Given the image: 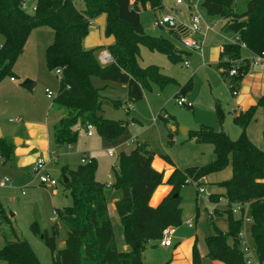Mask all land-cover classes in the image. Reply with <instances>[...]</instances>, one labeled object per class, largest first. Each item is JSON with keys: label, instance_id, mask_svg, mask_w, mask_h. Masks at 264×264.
<instances>
[{"label": "trees", "instance_id": "16d2710c", "mask_svg": "<svg viewBox=\"0 0 264 264\" xmlns=\"http://www.w3.org/2000/svg\"><path fill=\"white\" fill-rule=\"evenodd\" d=\"M23 2L0 0V82L6 77L12 78V69L23 53L31 31L36 27H48L53 32L54 41L45 50L46 67L49 71H61L53 103L66 110V115L52 125L54 146L74 144L77 133L86 131L87 126L98 134L107 150L130 140L128 126L134 119H105L103 100L99 90L91 85L90 78L126 86L128 104L142 100L149 81L160 88L169 82L159 74L157 67L141 68L138 65L141 45L172 62L180 60L182 52L175 49L170 41L152 38L140 27V8L148 6L152 11L162 10L163 0H80L83 7L79 10L74 0H36L33 12L23 10ZM244 3L245 10L238 13L234 10V0H200L206 14L222 20V31L235 38L234 42L221 47L215 65L220 75L227 77L230 92L236 90L248 71V62L241 59V44L253 57L262 56L264 60V0H244ZM100 15L106 17L105 37L112 36L114 42L107 47L84 49L82 43L89 32V24ZM178 28L168 32L174 34L180 31ZM104 49L111 61L102 66L97 56ZM231 70L236 74L229 77ZM189 84H185L180 94ZM111 106L127 109L126 103L119 101H111ZM255 110L251 108L233 118L241 129L235 141H231L223 131L215 132L208 127L188 132L191 141L212 145V161L183 172L174 169L166 179L163 172L151 167L153 156L142 145L117 155L111 169L113 182L110 185L95 180L96 164L92 158L76 170L61 168L60 182L71 198V206L54 212L67 230L64 246L56 249V226L52 227L49 236L44 233L40 237L50 251L52 264H143L146 247L158 241L165 228L181 224L178 192L186 181L197 182L209 174L221 172L227 165L231 176L219 184L223 193L208 196V203L215 205L222 198L225 205L213 209L215 215L208 213L207 226L213 227V233L204 239L207 247L205 258L222 264H245L238 249V233L242 227V206L247 205L251 244L258 263L264 264V150L257 148L244 133ZM162 120L166 121L165 118ZM168 139V144H171L172 132ZM13 150L12 141L0 138L2 164L14 160ZM163 160L169 164L166 157ZM162 185L171 187V191L156 207H151L149 200L156 188ZM111 194L116 196L113 206L126 251L118 250L114 238L106 204V198ZM235 205L240 206L241 218L232 214V206ZM223 216L226 217V232L213 222ZM0 264L40 263L25 241H13L0 248ZM193 264H201L196 251Z\"/></svg>", "mask_w": 264, "mask_h": 264}, {"label": "rangeland", "instance_id": "374dc122", "mask_svg": "<svg viewBox=\"0 0 264 264\" xmlns=\"http://www.w3.org/2000/svg\"><path fill=\"white\" fill-rule=\"evenodd\" d=\"M77 9H82L80 0H74ZM163 10L152 11L145 6L140 8V27L142 31L152 38H163L172 43L175 49L182 52L180 60L170 61L166 56L150 51L146 46L139 47L138 65L141 68L155 66L159 74L169 79L162 88L153 81H149V88L143 91V98L135 104H128L127 88L121 84L102 82L97 77H91V85L99 90L103 100V116L112 121H128L134 119L128 126L131 140L114 148L113 156H109L107 149L101 144V139L92 130V137L86 136L85 130L77 133L76 142L68 147H55L52 140V125L60 114L66 115L65 109L56 116L49 115L53 106V99L58 90V76L55 71H49L45 63V50L54 41V35L48 27L34 28L27 40L23 53L18 57L13 69L14 82L6 77L0 82V134L2 139L15 142L25 125L40 124L46 129L48 174L57 181L54 188L39 185L37 175L30 171V166L17 168L13 161L2 164L0 160V179L7 176L10 179L8 186L0 188V248L5 243L25 241L34 252L40 264H52L49 249L41 241L44 233L48 236L52 227H57L58 237L56 249H62L66 239V227L54 215L55 210L71 206V198L60 182L61 168L76 170L80 166L81 158L94 159L96 169L95 180L110 185L112 182V166L120 152L128 153L137 145H142L149 151L154 161L159 160L165 166L183 172L191 167H203L213 158V147L208 143H195L188 138V133L199 131L201 128H212L215 132L223 131L231 141H235L241 134V129L233 122V105L231 93L228 88L227 77H221L216 68L208 65L207 50L216 43L223 42L225 37L221 30L223 22L218 17L208 16L200 6V0H163ZM81 7V8H80ZM234 10L238 13L245 10L244 0H234ZM199 16L201 26L206 24L210 30L204 36L188 31L187 25L190 14ZM165 15L172 16L176 23L182 24L174 34L166 28L156 25L157 20ZM184 30L183 32H181ZM204 31V29L202 28ZM90 33L99 32V27L92 24ZM198 41L201 39V52L184 46V40ZM2 38H0L1 44ZM84 41V40H83ZM83 45V43H82ZM246 50L241 56L248 55ZM107 52L101 50L98 52ZM204 63V65H203ZM187 65V66H185ZM29 80L35 84L32 88L22 86V82ZM187 82L190 84L182 94L180 90ZM45 90L52 94L51 99L45 96ZM183 100V106L176 101ZM111 101L126 103L127 109H115ZM54 106V110H58ZM64 114V115H63ZM162 118L166 121L163 122ZM172 132V143L168 144V134ZM246 137L259 149L264 150V111L255 110L252 119L245 127ZM15 145V144H14ZM40 158L46 159L42 153ZM166 157L169 165L163 160ZM161 169L159 172H162ZM167 170V169H165ZM231 176L230 166L227 165L221 172L209 174L195 184L184 185L179 190L181 198V217L191 216L194 219L195 208H198V225L208 213L215 215L213 209L223 208L224 199H219L214 206L208 203L206 196L222 194L219 186ZM202 189L203 194H198ZM109 192V191H108ZM114 195L106 198L109 205ZM212 209V210H211ZM235 209V207H232ZM210 211V212H209ZM111 218L115 240L121 238L120 229L116 221ZM235 218L237 214H233ZM194 221V220H193ZM214 224L226 232V217L214 219ZM212 226L209 232L213 233ZM248 242L250 225L246 224ZM14 233V234H13ZM202 246V240L199 241ZM252 246V244H251ZM204 247V246H203ZM153 248H147L148 255ZM149 262L148 260L146 261ZM203 264H211L205 259ZM258 264V262H254Z\"/></svg>", "mask_w": 264, "mask_h": 264}, {"label": "crops", "instance_id": "0c3cea01", "mask_svg": "<svg viewBox=\"0 0 264 264\" xmlns=\"http://www.w3.org/2000/svg\"><path fill=\"white\" fill-rule=\"evenodd\" d=\"M163 9L164 7L162 8V10ZM105 18H106L105 15H100L99 17H97L96 19L90 22L89 28L90 26H92V24H96L99 27V32H95V33H90V31L88 32L87 36L83 41L84 49H92L95 47H107L114 42L112 36L105 37L104 35L105 20H106ZM203 26L204 27L201 26V28L204 29V31L203 30L202 31H203V35H205V33L209 31L210 28L206 24H204ZM221 33L224 36H226L225 40L223 42L216 43L207 50L208 65L211 66L213 69L215 68V65L219 60L221 47L227 43H232L235 40L232 34H226L222 30ZM242 50H246V49H242ZM245 52H247L248 55L241 56V59L248 62V71L236 88L237 94L233 96L232 93L230 92L232 96L231 104L233 105V109H232L233 111L232 113L234 115L233 118L237 116L239 113H244L251 108H256V110L258 108H261L264 111V64L253 65V55L247 50ZM217 72L220 75V71L217 70ZM54 106L55 105L53 104V106L50 108L48 113L49 115H51L50 114L51 111H52V116H56L58 113L62 112V110L59 111L60 109L55 111ZM62 117H63L62 114H60V116L57 117L56 122L60 120ZM20 134L21 135H19V137H17L15 139V142L13 143L15 144L13 150V154H14L13 163L16 164L17 168L31 166L32 163H34V161L37 158H40L39 153H42V155H44L45 158L47 157L44 160H48L47 136H46V129L43 125H40L38 123L25 125V128L20 131ZM151 167L157 172H159L161 169H164L162 171L164 174V179H166L174 170V168H169L168 166H165V164H163L159 160L156 161L152 160ZM112 182L110 184H112ZM170 191H171V187L167 185H162L157 187L149 200V205L151 207H156L161 202V200L167 194L170 193ZM115 198H113L111 203L107 205V211L110 219L114 217L113 213L116 215L113 206V202ZM181 213H182V209H181ZM207 217L205 219L204 218L201 219V223L203 224V226L201 224L198 225L197 223H199L198 221L199 218H198L197 207L195 208L194 219H192L191 216H187V215L183 218L181 217V224L178 227L172 228L173 229V233L171 234L172 245L170 247H161L158 245L157 241L150 243L146 247V250L147 248H153L155 250L150 252L149 255L148 252H146V250L144 251L142 257L143 264H193L194 251L197 252L199 258L201 259V264H203V261L207 259L205 258L207 254V247L204 239L211 234V232H209L210 227L207 226ZM116 224L118 229H120L118 218ZM188 224H190V226ZM200 239L202 240V243L200 245L202 246L201 248L199 247V242H198ZM116 242H117L118 250L120 251L127 250V247L122 242V237L119 238V240H117ZM147 260L149 261L148 263L146 262ZM211 264H222V263L217 261H211Z\"/></svg>", "mask_w": 264, "mask_h": 264}, {"label": "built area", "instance_id": "2783aa9c", "mask_svg": "<svg viewBox=\"0 0 264 264\" xmlns=\"http://www.w3.org/2000/svg\"><path fill=\"white\" fill-rule=\"evenodd\" d=\"M36 0H24L23 4H22V9L25 11H29V12H33L35 10V2ZM193 0H187L188 4H192ZM188 23L189 25H187V29L188 31L192 32V33H198L203 35V31L201 28V23H200V18L199 16L196 15H192L190 14V17L188 19ZM156 25L160 28H166L167 30H177V28L182 25L179 23H176L175 19L170 16V15H165L161 18H159L157 20ZM235 41V40H234ZM201 39H198V41H191L189 39H185L184 40V46L195 50V51H199L201 52L202 50V46H201ZM240 47L242 49H245V45L241 44ZM97 60L99 62L100 65L104 66L110 63L111 58L110 55L107 52H102L99 53L97 56ZM260 64H264V60L262 56H254L253 57V65H260ZM187 66V65H185ZM60 70H56L55 74L57 76L60 75ZM236 74L235 70H231L228 75L229 77L234 76ZM10 81L13 82L14 79L10 78ZM232 95L235 96L237 94L236 90H232L231 91ZM45 94L47 96L48 99H51L53 96L52 94L45 90ZM176 104L178 106H183V100L180 98L176 101ZM86 136L87 137H91L92 136V128L87 126L86 128ZM107 153L109 156H113L114 152L112 149H108ZM52 160H44L42 158H37L34 163H32V165L30 166V171L34 174L37 175V179L39 181V185H43V186H48L51 188H54L57 185V181L55 179H53L47 172V165L52 163ZM86 161L84 160V156L81 158V163H85ZM202 183V181H204V178L200 179ZM10 183V179L7 176H4L2 179H0V188H4L6 186H8ZM188 184H195V182H192L190 180H187L185 185ZM183 187V186H182ZM204 191L202 189L198 190V194H203ZM209 196V195H208ZM208 196H206V199L208 201ZM235 207V209H232V214H237L239 218L240 214H241V209L239 205H235L232 206ZM242 207H244V213L242 214V227L238 233V239H239V243H238V249L239 251H241L245 264H254V262H258L257 260V256L255 254V251L253 249V247L251 246V244L248 242L247 239V234L248 232L246 231V224L250 225V220L247 216V205H243ZM240 217V218H241ZM190 226V224H188ZM173 233V229L172 227H167L162 231L161 234V238L157 241L158 245L161 247H170L172 245V240H171V234ZM249 237H250V233H249ZM259 264V263H258Z\"/></svg>", "mask_w": 264, "mask_h": 264}, {"label": "water", "instance_id": "95a60500", "mask_svg": "<svg viewBox=\"0 0 264 264\" xmlns=\"http://www.w3.org/2000/svg\"><path fill=\"white\" fill-rule=\"evenodd\" d=\"M22 86L27 87V88H32L35 86V84L29 80H25L22 82ZM1 137V134H0ZM177 195H174V197H176Z\"/></svg>", "mask_w": 264, "mask_h": 264}]
</instances>
